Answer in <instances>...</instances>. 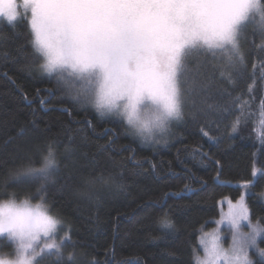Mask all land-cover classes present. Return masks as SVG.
Wrapping results in <instances>:
<instances>
[{
	"label": "trees",
	"instance_id": "16d2710c",
	"mask_svg": "<svg viewBox=\"0 0 264 264\" xmlns=\"http://www.w3.org/2000/svg\"><path fill=\"white\" fill-rule=\"evenodd\" d=\"M259 26L242 34V65L214 50L187 57L183 118L169 142L147 144L121 118L83 102L87 94L72 83L41 71L26 16L0 21V181L7 179L0 201H42L69 228L62 259L51 264H196L200 231L219 216L221 199L237 198L245 184L249 215L264 226ZM50 142L58 170L48 181L17 183L11 173L41 167ZM99 176L115 182L87 184Z\"/></svg>",
	"mask_w": 264,
	"mask_h": 264
},
{
	"label": "snow or ice",
	"instance_id": "6c2138e0",
	"mask_svg": "<svg viewBox=\"0 0 264 264\" xmlns=\"http://www.w3.org/2000/svg\"><path fill=\"white\" fill-rule=\"evenodd\" d=\"M23 7L30 10L35 49L43 57L40 69L60 78L69 74L96 84L94 99L84 96L83 102L94 103L101 115H123L142 140L151 138L144 131L147 122L141 119V106H155L159 110L157 120L182 118L184 98L179 76L189 49L206 46L230 51L235 67V62L244 63L238 44L241 26L258 15L264 29L261 0H23ZM0 15L6 16L9 23L18 19L16 0H0ZM117 66L132 77L130 86L118 96L108 88ZM116 99L127 100L123 109ZM232 127L235 129L236 125ZM53 145L50 142L46 146L47 155L41 167L28 166L11 173L17 183L48 181L52 177L58 170ZM72 150L65 145L66 152ZM110 179L115 182L114 177L99 176L89 179L87 184L91 187L97 180L108 183ZM0 183H7V179ZM45 188L41 184L38 193L42 195ZM242 220L248 222L250 231H241ZM229 221L234 232L228 249L222 248L216 237L210 247L200 241L211 264L220 259L224 264H253L248 249L258 247L257 238L264 226L251 223L243 196L231 205ZM62 227L58 218L41 211L39 205L35 210L27 206L23 215L0 211V235L6 233L15 241L20 264H38V259L45 252L53 254L52 250L62 259V243L55 239ZM41 238L51 243L40 248ZM258 251L264 256V249ZM73 259L74 254L69 253L67 260Z\"/></svg>",
	"mask_w": 264,
	"mask_h": 264
},
{
	"label": "rangeland",
	"instance_id": "374dc122",
	"mask_svg": "<svg viewBox=\"0 0 264 264\" xmlns=\"http://www.w3.org/2000/svg\"><path fill=\"white\" fill-rule=\"evenodd\" d=\"M16 3L18 5V18L21 16H26V18L28 19L29 25H30V29L32 32V39L33 42L35 41V33L31 28V14H30V10L29 9H25L23 7V0H16ZM262 3V0H261ZM3 20H7L6 16L4 15H0V21ZM17 20V19H16ZM261 26V22H260V17L257 15L255 18H250L244 25L241 26L240 29V33L238 36V44H239V48L240 51L242 53V47H241V40H242V34L244 32V30L246 29V27H248L249 25H252L254 27L257 28V25ZM259 26V27H260ZM202 50H214L217 51L220 55H222L225 59V62H231L234 63V55L233 53H231L230 51H225V50H221V49H209L206 46L205 47H195V48H191L188 50L187 55H186V59L187 57L194 53L196 54V52L198 51H202ZM243 54V53H242ZM42 56V55H41ZM186 61V60H185ZM224 61V60H223ZM43 63V57H42V62ZM183 68L181 69L180 72V76H179V81H180V86L182 85V73H183ZM42 71V69H41ZM44 73V72H43ZM47 74V73H46ZM55 74V73H54ZM63 79L69 81L70 83H72V85H74L75 88L78 89V92H84L85 94H87V96L89 97V99H94V92L95 89L97 87L96 84L94 83H88L86 80H81L79 79L77 76L75 75H69V74H65L63 76ZM182 89V88H181ZM93 107L96 109V111L98 113H100L97 108L95 107L94 103H92ZM104 116H108V115H115L119 118H121L127 125L129 131L135 135L137 138H139L143 143H147V144H154V143H165V142H169L172 138H173V132H175V128L180 124L182 118H183V107H182V118L180 120H174L171 121L170 123V128L169 131L167 132V134L165 136H163L162 138H157L155 140L151 139V140H142L138 135L135 134L134 130L131 129V126H129L127 124L126 118L123 115L118 114L117 112H105V114H103ZM247 191H248V187H242V191L239 194V196L235 199H232L230 197H223L221 199V212L219 214V216L215 219V222L206 229H203L202 231H200L199 233V250L197 249V251L195 252L194 258H195V262L196 264H199V261H209V264H211L210 258L208 257L207 252L205 251V247L204 245H202L200 243L201 240L205 241L206 244L208 245V247L211 246L212 243V239L213 237L217 238L218 244L224 248V249H228L230 244H231V236L234 232V229L232 228V225L229 221V212L231 210V205H235L241 196L244 197L245 203L247 205V199H246V195H247ZM264 192V191H263ZM25 201H27L28 206L30 208H32L33 210L36 209V206L39 205L40 206V210L52 215L54 217L57 218L56 215H54L49 207L47 206V204L43 203L42 201H33L30 199H8V200H3L0 202H18V203H24ZM248 207V205H247ZM249 219L251 221L252 224H256L258 221L253 219L250 215H249ZM63 226L61 229H59V234L55 237L56 241L61 242L62 243V248L64 247V244L67 242V240L70 237V230L69 228L67 229L65 224L62 222ZM250 227L248 226V222L247 221H241V231L243 232H248L250 231ZM0 236H6L7 241H1L0 242V254L4 255V256H8L11 255L12 253L10 252H6L5 250V246L9 247L10 249H14V247L16 246V243L14 240H12L11 238L8 237V235L2 234ZM261 236V234H260ZM260 236H258L257 238V246L258 247H250L248 249V256L249 259H251L253 261V264H263L264 260V256H262L260 254V252L258 251V249H264V245L260 242ZM46 243H51L50 240H47L45 238H41L38 241V245L40 248H43V246ZM53 254H49L48 252H45L43 254V258L38 259V264H51L53 262V258L55 256L54 252L55 250H52ZM216 264H224V261L222 259L216 261Z\"/></svg>",
	"mask_w": 264,
	"mask_h": 264
},
{
	"label": "clouds",
	"instance_id": "9594fccd",
	"mask_svg": "<svg viewBox=\"0 0 264 264\" xmlns=\"http://www.w3.org/2000/svg\"><path fill=\"white\" fill-rule=\"evenodd\" d=\"M132 83V77H130L127 73H125L119 66H117L108 82V88L115 94L119 95V93L130 86ZM120 105V108L123 109L124 105L127 103L126 99H116L115 101ZM159 114V110L150 104H146L141 106L140 115L141 119L147 122V127L145 128V134L150 135V138L155 140L157 138H162L167 134L170 128V120H157L156 117ZM28 203L25 201L24 203L18 202H0V211L5 213L6 215L9 213H18L23 215L26 212ZM16 246L14 247V251L11 255L4 256L0 254V261L9 262V264H20V257L17 255L15 251Z\"/></svg>",
	"mask_w": 264,
	"mask_h": 264
}]
</instances>
